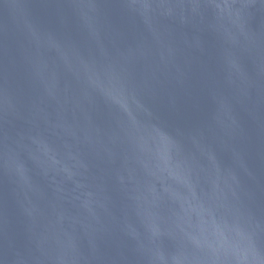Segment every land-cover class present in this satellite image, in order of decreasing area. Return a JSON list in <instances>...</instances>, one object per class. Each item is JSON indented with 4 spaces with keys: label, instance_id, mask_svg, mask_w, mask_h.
Segmentation results:
<instances>
[{
    "label": "water",
    "instance_id": "obj_1",
    "mask_svg": "<svg viewBox=\"0 0 264 264\" xmlns=\"http://www.w3.org/2000/svg\"><path fill=\"white\" fill-rule=\"evenodd\" d=\"M0 264H264V0H0Z\"/></svg>",
    "mask_w": 264,
    "mask_h": 264
}]
</instances>
